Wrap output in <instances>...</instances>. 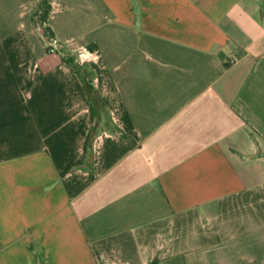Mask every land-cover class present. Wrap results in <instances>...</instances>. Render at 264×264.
<instances>
[{"label": "crops", "instance_id": "0c3cea01", "mask_svg": "<svg viewBox=\"0 0 264 264\" xmlns=\"http://www.w3.org/2000/svg\"><path fill=\"white\" fill-rule=\"evenodd\" d=\"M48 1L62 54L0 0V264H264V0Z\"/></svg>", "mask_w": 264, "mask_h": 264}, {"label": "trees", "instance_id": "16d2710c", "mask_svg": "<svg viewBox=\"0 0 264 264\" xmlns=\"http://www.w3.org/2000/svg\"><path fill=\"white\" fill-rule=\"evenodd\" d=\"M38 1H39V4L34 10L35 13H33L32 20H33L34 26L42 30L41 32H43V36L46 42H48L50 38L55 37L52 29L48 25V18L53 8L48 0H38ZM65 60L74 64L75 67H78L77 66L78 64H76L75 59L71 57H65ZM88 88L90 92V99H91L93 110L94 112L99 114L98 106H99L100 100H99L98 92L96 91L95 87H93L92 85H88Z\"/></svg>", "mask_w": 264, "mask_h": 264}, {"label": "built area", "instance_id": "2783aa9c", "mask_svg": "<svg viewBox=\"0 0 264 264\" xmlns=\"http://www.w3.org/2000/svg\"><path fill=\"white\" fill-rule=\"evenodd\" d=\"M48 52L52 54H62L64 49V44H62L56 37H52L48 40ZM77 57L76 63L80 65H84L86 63H90L95 61L98 57L95 53L90 52L84 47H78L75 50ZM234 61L232 62V64Z\"/></svg>", "mask_w": 264, "mask_h": 264}]
</instances>
